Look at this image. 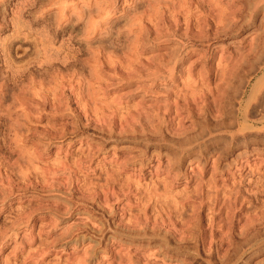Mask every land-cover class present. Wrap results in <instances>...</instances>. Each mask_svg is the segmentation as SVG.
<instances>
[{"label": "rangeland", "instance_id": "obj_1", "mask_svg": "<svg viewBox=\"0 0 264 264\" xmlns=\"http://www.w3.org/2000/svg\"><path fill=\"white\" fill-rule=\"evenodd\" d=\"M0 264H264V0H0Z\"/></svg>", "mask_w": 264, "mask_h": 264}]
</instances>
